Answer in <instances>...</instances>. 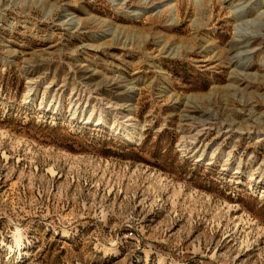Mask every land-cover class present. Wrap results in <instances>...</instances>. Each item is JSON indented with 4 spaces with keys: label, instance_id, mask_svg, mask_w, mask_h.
<instances>
[{
    "label": "rangeland",
    "instance_id": "374dc122",
    "mask_svg": "<svg viewBox=\"0 0 264 264\" xmlns=\"http://www.w3.org/2000/svg\"><path fill=\"white\" fill-rule=\"evenodd\" d=\"M0 264H264V0H0Z\"/></svg>",
    "mask_w": 264,
    "mask_h": 264
},
{
    "label": "bare ground",
    "instance_id": "6f19581e",
    "mask_svg": "<svg viewBox=\"0 0 264 264\" xmlns=\"http://www.w3.org/2000/svg\"><path fill=\"white\" fill-rule=\"evenodd\" d=\"M118 112V111H117Z\"/></svg>",
    "mask_w": 264,
    "mask_h": 264
}]
</instances>
